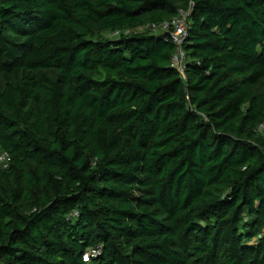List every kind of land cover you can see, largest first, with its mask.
I'll list each match as a JSON object with an SVG mask.
<instances>
[{
  "label": "trees",
  "instance_id": "trees-1",
  "mask_svg": "<svg viewBox=\"0 0 264 264\" xmlns=\"http://www.w3.org/2000/svg\"><path fill=\"white\" fill-rule=\"evenodd\" d=\"M0 152V264H264V0H0Z\"/></svg>",
  "mask_w": 264,
  "mask_h": 264
},
{
  "label": "built area",
  "instance_id": "built-area-1",
  "mask_svg": "<svg viewBox=\"0 0 264 264\" xmlns=\"http://www.w3.org/2000/svg\"><path fill=\"white\" fill-rule=\"evenodd\" d=\"M190 11H180L179 15L170 21H165L160 24L149 25V30L162 34L165 41H172L176 47V54L172 60V66L178 68L180 71L184 70V63L186 60L185 52L182 48L188 34V16ZM147 29L146 26L139 28L143 31ZM130 30H126L125 33H129ZM119 32H114L113 36L118 35ZM10 157L6 152H0V165L6 167Z\"/></svg>",
  "mask_w": 264,
  "mask_h": 264
}]
</instances>
